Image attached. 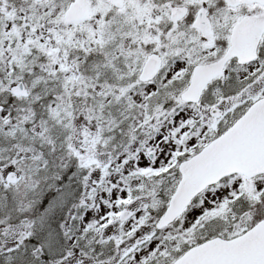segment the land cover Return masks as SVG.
I'll use <instances>...</instances> for the list:
<instances>
[{
	"label": "snow or ice",
	"instance_id": "obj_1",
	"mask_svg": "<svg viewBox=\"0 0 264 264\" xmlns=\"http://www.w3.org/2000/svg\"><path fill=\"white\" fill-rule=\"evenodd\" d=\"M0 264H264V0H0Z\"/></svg>",
	"mask_w": 264,
	"mask_h": 264
}]
</instances>
